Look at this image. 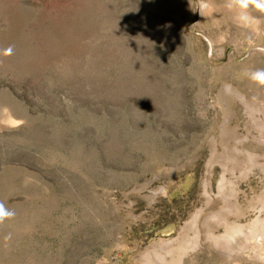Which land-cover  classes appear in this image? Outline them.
I'll use <instances>...</instances> for the list:
<instances>
[{
	"label": "rangeland",
	"instance_id": "374dc122",
	"mask_svg": "<svg viewBox=\"0 0 264 264\" xmlns=\"http://www.w3.org/2000/svg\"><path fill=\"white\" fill-rule=\"evenodd\" d=\"M213 3L0 0V264H264V34Z\"/></svg>",
	"mask_w": 264,
	"mask_h": 264
},
{
	"label": "clouds",
	"instance_id": "9594fccd",
	"mask_svg": "<svg viewBox=\"0 0 264 264\" xmlns=\"http://www.w3.org/2000/svg\"><path fill=\"white\" fill-rule=\"evenodd\" d=\"M191 5V0H189ZM199 12L202 15L205 12L215 10L213 0H198ZM224 7L232 13L233 22L244 29H251L256 36L264 34V29H261V24L264 20L253 15V12L264 14V0H224ZM223 39V37L221 38ZM247 44L252 50L264 53V46L256 44L252 36L246 37ZM14 53V46L9 45L4 49H0V56L10 57ZM243 76L253 84L264 87V68L245 69ZM15 217V211L8 207L3 201H0V225L6 221L12 220ZM11 234L4 237L5 242L11 240Z\"/></svg>",
	"mask_w": 264,
	"mask_h": 264
},
{
	"label": "bare ground",
	"instance_id": "6f19581e",
	"mask_svg": "<svg viewBox=\"0 0 264 264\" xmlns=\"http://www.w3.org/2000/svg\"><path fill=\"white\" fill-rule=\"evenodd\" d=\"M224 244H227V242H225ZM156 258H157V260H158L159 262L163 263V260H161L159 257H156Z\"/></svg>",
	"mask_w": 264,
	"mask_h": 264
}]
</instances>
